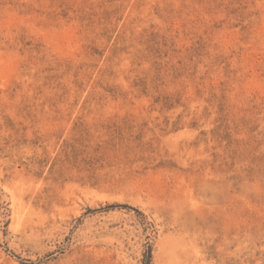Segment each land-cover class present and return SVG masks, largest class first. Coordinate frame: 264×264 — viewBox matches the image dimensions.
Here are the masks:
<instances>
[{
  "label": "rangeland",
  "instance_id": "374dc122",
  "mask_svg": "<svg viewBox=\"0 0 264 264\" xmlns=\"http://www.w3.org/2000/svg\"><path fill=\"white\" fill-rule=\"evenodd\" d=\"M0 264H264V0H0Z\"/></svg>",
  "mask_w": 264,
  "mask_h": 264
}]
</instances>
